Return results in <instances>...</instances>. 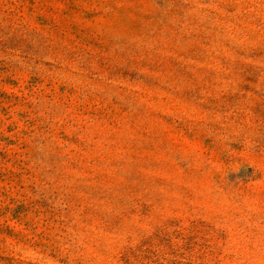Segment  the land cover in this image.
I'll use <instances>...</instances> for the list:
<instances>
[{"label": "rangeland", "instance_id": "374dc122", "mask_svg": "<svg viewBox=\"0 0 264 264\" xmlns=\"http://www.w3.org/2000/svg\"><path fill=\"white\" fill-rule=\"evenodd\" d=\"M0 264H264V0H0Z\"/></svg>", "mask_w": 264, "mask_h": 264}]
</instances>
